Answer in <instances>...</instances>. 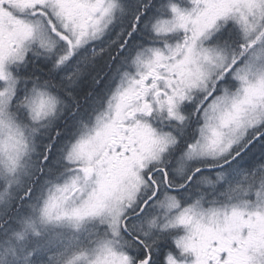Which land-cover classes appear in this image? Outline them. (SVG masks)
Wrapping results in <instances>:
<instances>
[{
    "label": "snow or ice",
    "instance_id": "obj_1",
    "mask_svg": "<svg viewBox=\"0 0 264 264\" xmlns=\"http://www.w3.org/2000/svg\"><path fill=\"white\" fill-rule=\"evenodd\" d=\"M0 264H264V0H0Z\"/></svg>",
    "mask_w": 264,
    "mask_h": 264
}]
</instances>
